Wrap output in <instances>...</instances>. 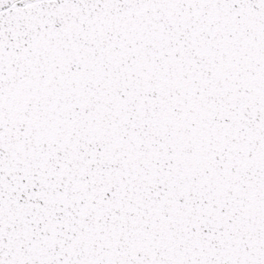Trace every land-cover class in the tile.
<instances>
[{"label": "snow or ice", "instance_id": "6c2138e0", "mask_svg": "<svg viewBox=\"0 0 264 264\" xmlns=\"http://www.w3.org/2000/svg\"><path fill=\"white\" fill-rule=\"evenodd\" d=\"M0 264H264V0H0Z\"/></svg>", "mask_w": 264, "mask_h": 264}]
</instances>
